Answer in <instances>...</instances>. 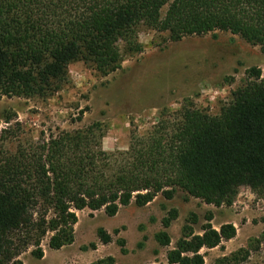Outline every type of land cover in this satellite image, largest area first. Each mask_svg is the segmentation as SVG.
Listing matches in <instances>:
<instances>
[{"label":"trees","instance_id":"16d2710c","mask_svg":"<svg viewBox=\"0 0 264 264\" xmlns=\"http://www.w3.org/2000/svg\"><path fill=\"white\" fill-rule=\"evenodd\" d=\"M140 26H164L169 41L229 32L264 50V0H0V97H51L76 61L101 76L118 70L143 51ZM20 129L19 122L0 129V264H23L28 250L42 257L44 240L52 249L72 243L76 212L85 208L112 216L132 202L171 199L178 189L217 207L231 205L242 184L264 194V76L255 66L217 114L184 98L178 108L162 107L143 132L131 129L122 150L103 148L97 122L38 139H21ZM177 216L171 208L162 217L158 244H170L165 228ZM211 219L208 213L196 233L191 213L166 262L144 264H204L202 248L236 233L232 223L216 229ZM96 235L112 240L103 227ZM255 241L254 251L264 232ZM249 257L238 250L214 264ZM88 264L116 261L108 255Z\"/></svg>","mask_w":264,"mask_h":264},{"label":"rangeland","instance_id":"374dc122","mask_svg":"<svg viewBox=\"0 0 264 264\" xmlns=\"http://www.w3.org/2000/svg\"><path fill=\"white\" fill-rule=\"evenodd\" d=\"M136 33L143 51L125 57L121 67L106 76L76 61L68 65V83L51 97H0V129L19 122L21 139H38L57 127L72 130L97 122L102 127L103 148L122 150L128 146L130 130L140 133L149 128L162 107L175 109L189 98L197 107L217 114L244 80L247 68L258 67L264 76L262 47L229 32L186 36L179 41L167 40L164 26H140ZM11 143H5L6 147ZM171 208L177 209L178 216L165 228L170 244L162 246L154 235L163 229L161 219ZM191 213L197 217L193 224L196 233L208 213L214 228L224 223L236 228L232 238L200 250L204 264H214L238 250L250 254L239 264L264 261V243L253 250L255 240L264 232V194L252 192L245 184L229 206L206 204L178 189L171 199L157 195L143 206L132 202L112 216L103 209L85 208L76 212L72 243L52 249L44 240L42 257L28 250L20 258L23 264H88L111 255L116 264L165 263L167 250L181 236ZM99 227L111 234V242L104 244L98 239ZM120 241H124L123 249Z\"/></svg>","mask_w":264,"mask_h":264}]
</instances>
